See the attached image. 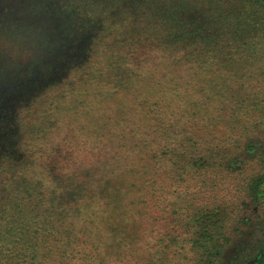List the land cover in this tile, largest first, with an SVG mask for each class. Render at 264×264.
Here are the masks:
<instances>
[{
  "label": "trees",
  "instance_id": "trees-1",
  "mask_svg": "<svg viewBox=\"0 0 264 264\" xmlns=\"http://www.w3.org/2000/svg\"><path fill=\"white\" fill-rule=\"evenodd\" d=\"M183 4L191 19L179 14ZM178 6L158 17L157 35L138 39L147 41L141 49L95 61L99 36L90 35L70 57L78 63L53 81L62 88L40 120V142L0 146L11 189L0 188V264H206L220 253L221 225L190 197L199 185L191 180L201 194L208 167L219 172L224 49L234 61L241 45L252 47L240 32L252 27L251 12L244 20L243 6L225 11L217 0ZM15 128L22 141L25 129ZM167 195L175 196L169 209ZM161 219L170 231L158 244ZM177 225L184 230L173 234Z\"/></svg>",
  "mask_w": 264,
  "mask_h": 264
},
{
  "label": "rangeland",
  "instance_id": "rangeland-1",
  "mask_svg": "<svg viewBox=\"0 0 264 264\" xmlns=\"http://www.w3.org/2000/svg\"><path fill=\"white\" fill-rule=\"evenodd\" d=\"M181 1L0 0V146L7 144L6 138L26 148L40 142L44 131L40 120L45 110L52 108L50 102L62 88L53 81L63 78L67 69L78 63L70 57L83 48L90 35L99 36L93 45L97 52L95 61L101 59L95 58L101 52L111 58L113 51L123 47L144 48L147 41L138 42V39L143 35H157L158 17L168 14L165 11L174 13ZM217 1L225 11L243 6L242 19L250 8L252 27L247 33L240 32L244 35L243 41H249L252 47L241 45L234 61L226 52L228 47L224 49L227 58L221 80L224 102L220 108L219 172L215 176L214 168L208 167L203 184L205 191L201 194L194 193L202 183L189 179L192 185L199 184L194 189L191 187L190 197L195 196L197 203L202 200V204L196 205L205 206L211 219L218 218L223 232L218 236L222 243L220 253L206 264H264V1L260 0L262 7L256 5L259 0ZM185 5H181L179 11L183 12L179 14L191 19ZM199 10L203 13L202 8ZM227 30L224 28L225 46L229 42ZM117 37L121 41L115 40ZM77 86L82 91L88 82ZM70 114L76 116L73 110ZM18 124L25 129L22 141L18 134L17 137L13 134ZM232 125H235L233 130ZM43 155L31 153L30 157ZM54 156L44 158L43 162H53ZM0 182V188L11 191L6 176H1ZM167 197L170 199L165 205L169 209L175 196ZM42 206L37 210L41 211L45 205ZM171 212L175 216L179 214V204L173 205ZM159 215L163 216L162 211ZM52 218L56 220L57 215L47 221ZM42 222H45L43 217L36 220L38 224ZM163 223V219L157 222L158 244L160 235L170 231ZM174 228H171L173 234L184 230L181 225ZM8 238L7 242L13 237Z\"/></svg>",
  "mask_w": 264,
  "mask_h": 264
}]
</instances>
